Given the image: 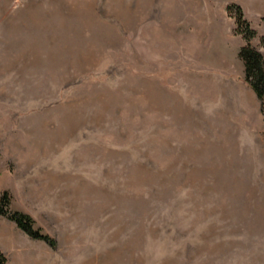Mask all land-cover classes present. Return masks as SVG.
I'll return each mask as SVG.
<instances>
[{
  "label": "rangeland",
  "instance_id": "374dc122",
  "mask_svg": "<svg viewBox=\"0 0 264 264\" xmlns=\"http://www.w3.org/2000/svg\"><path fill=\"white\" fill-rule=\"evenodd\" d=\"M194 30L193 0H0V193L56 241L28 261L264 264L260 103Z\"/></svg>",
  "mask_w": 264,
  "mask_h": 264
},
{
  "label": "crops",
  "instance_id": "0c3cea01",
  "mask_svg": "<svg viewBox=\"0 0 264 264\" xmlns=\"http://www.w3.org/2000/svg\"><path fill=\"white\" fill-rule=\"evenodd\" d=\"M230 4L239 6L251 28L264 37V0H193L194 53L204 63H209L208 66L211 63L219 69L237 67L243 70L238 52L246 42L234 32V19L226 10ZM37 252H41L39 244L25 234H19V230H11L9 222L0 216V253L6 264H33L28 260H32Z\"/></svg>",
  "mask_w": 264,
  "mask_h": 264
},
{
  "label": "trees",
  "instance_id": "16d2710c",
  "mask_svg": "<svg viewBox=\"0 0 264 264\" xmlns=\"http://www.w3.org/2000/svg\"><path fill=\"white\" fill-rule=\"evenodd\" d=\"M226 10L235 19V33L241 35L246 42V45L242 46L238 52V57L243 64V81L260 103L264 125V55L250 44L256 33L250 28L241 8L235 4H230ZM260 41L264 47V38H261ZM10 206L11 196L7 191H3L0 193V216L13 222L30 239L43 241L51 248L56 247V241L53 238L41 233L39 228H35V222L30 215L12 210ZM0 264H6V259L1 253Z\"/></svg>",
  "mask_w": 264,
  "mask_h": 264
}]
</instances>
